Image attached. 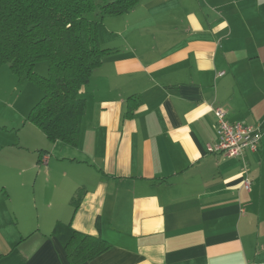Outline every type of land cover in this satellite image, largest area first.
Here are the masks:
<instances>
[{
  "label": "crops",
  "instance_id": "crops-1",
  "mask_svg": "<svg viewBox=\"0 0 264 264\" xmlns=\"http://www.w3.org/2000/svg\"><path fill=\"white\" fill-rule=\"evenodd\" d=\"M104 22L114 53L83 87L78 146L55 145L61 158L27 120L35 104L9 107L0 90V264H70L56 226L109 244L84 264H264V0H140ZM215 108L257 127L259 150L207 152ZM53 158L74 166L72 211L34 220L22 199Z\"/></svg>",
  "mask_w": 264,
  "mask_h": 264
},
{
  "label": "trees",
  "instance_id": "trees-1",
  "mask_svg": "<svg viewBox=\"0 0 264 264\" xmlns=\"http://www.w3.org/2000/svg\"><path fill=\"white\" fill-rule=\"evenodd\" d=\"M140 0H0V69L7 65L19 84L30 83L41 98L27 120L52 143L76 148L86 110L82 89L105 57L97 28L107 17L131 11ZM46 64L45 76L35 66ZM83 189L71 199L77 209ZM70 264H84L104 253L109 244L69 226L52 233Z\"/></svg>",
  "mask_w": 264,
  "mask_h": 264
},
{
  "label": "rangeland",
  "instance_id": "rangeland-1",
  "mask_svg": "<svg viewBox=\"0 0 264 264\" xmlns=\"http://www.w3.org/2000/svg\"><path fill=\"white\" fill-rule=\"evenodd\" d=\"M105 19L103 21H105ZM100 25L106 30L105 22L104 24L102 22ZM100 25H98V28H100ZM35 71L45 76L47 73L46 64L43 62L38 63L35 66ZM0 84L2 102L5 104L9 105V102L13 103L18 99L20 104L24 103L26 105L29 103L31 107L41 98V92L33 84L25 83L23 85H17L16 78L10 73L7 65H3L0 69ZM7 117L8 116L4 115L1 117V120L7 121ZM38 133L42 136L41 132ZM54 143H50L44 138V148H46L54 158H61L59 157L61 156L59 154V149L56 148L55 151L53 150L55 145H58L57 147L61 149L63 144L60 142ZM54 158L52 159L49 169L44 167L45 164L41 165V168L44 167L41 176H39L35 185L30 182L26 189V194L23 196V211H28L31 215V219L36 220L38 215L42 218V216L50 211H72L69 205V199L64 197L62 190L67 186L69 181L75 177L76 172L73 169L74 166H70L68 162L59 161L57 163ZM64 174H66V176ZM12 206L15 207V203H13Z\"/></svg>",
  "mask_w": 264,
  "mask_h": 264
},
{
  "label": "built area",
  "instance_id": "built-area-1",
  "mask_svg": "<svg viewBox=\"0 0 264 264\" xmlns=\"http://www.w3.org/2000/svg\"><path fill=\"white\" fill-rule=\"evenodd\" d=\"M213 112L216 118V141L207 145V152L230 159H243L246 152L255 153L259 150L261 135L257 127L230 123L226 120L225 113L218 108ZM243 185L249 190L250 181L245 179Z\"/></svg>",
  "mask_w": 264,
  "mask_h": 264
}]
</instances>
